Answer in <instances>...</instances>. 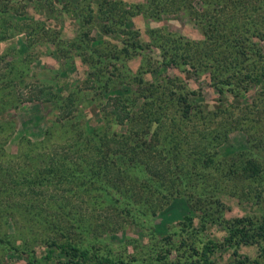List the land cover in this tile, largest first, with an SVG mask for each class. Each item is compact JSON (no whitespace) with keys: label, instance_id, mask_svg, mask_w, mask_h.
<instances>
[{"label":"rangeland","instance_id":"obj_1","mask_svg":"<svg viewBox=\"0 0 264 264\" xmlns=\"http://www.w3.org/2000/svg\"><path fill=\"white\" fill-rule=\"evenodd\" d=\"M4 1L0 264H264L219 222L264 214V0Z\"/></svg>","mask_w":264,"mask_h":264},{"label":"trees","instance_id":"obj_2","mask_svg":"<svg viewBox=\"0 0 264 264\" xmlns=\"http://www.w3.org/2000/svg\"><path fill=\"white\" fill-rule=\"evenodd\" d=\"M1 5V2H0ZM11 7L10 1L5 0L2 3V9L3 11H6L8 8ZM14 12H16L15 10H13ZM12 19H6V20H2L0 18V43L1 41H5L8 38L11 37L10 32L7 31L6 29V24L11 23ZM12 24V23H11ZM16 28V25L12 24V31ZM16 33V32H13ZM215 48V47H214ZM214 48H212L211 53L212 55L214 54ZM216 49V48H215ZM236 49V48H235ZM260 49V48H259ZM258 54L260 55V51L257 49ZM232 55L228 56V54H222L220 52L217 53V55L220 56L219 60H217V63L221 64L222 67L220 69L221 73H218L220 75L223 76H227V78L229 80L233 79L237 74L236 71H240V65L241 63L238 62V60L236 58H239L237 55H234L231 52ZM231 57H233V59H231ZM212 67V64H211ZM4 73H6V71H3ZM7 73H9L7 71ZM2 75L0 72V79H2ZM245 76H243L242 78H240V80L243 83H245V79H250V78H254L251 70H249V72H247L246 74H244ZM238 76V75H237ZM239 79V78H238ZM264 66H262V70H261V75L260 77H257L255 82H262L264 80ZM226 83H230V82H226ZM6 93V92H4ZM187 99L183 98V103H186ZM189 102V100H188ZM187 106L189 107L190 104L188 103ZM217 136V134H216ZM209 139L211 141H215L216 138H213L212 134L209 135ZM116 151H118V148L116 149ZM256 152V151H255ZM254 152V153H255ZM255 155H259L258 152ZM197 159H193L194 162H196ZM198 160H203L202 162L207 165L209 164L210 160H206V158H199ZM220 163V162H219ZM239 170H240V178L244 179V180H251V183H257V185L262 184L261 188H259V186L256 185H249V189L248 191H246L244 193V196L246 197V199H250V198H254V202H258L257 204H261L264 203V167L261 166V162L259 159H247L245 161L239 162L238 164ZM161 176V175H160ZM204 177H206V174H203ZM216 176H212V183H213V179H214V183H216ZM219 179H222L221 177H219ZM158 186L160 185L159 190L161 191L162 188L167 187L169 184V180L168 178L165 176V174H162V178L160 180H158ZM213 189V188H211ZM210 189L211 192H213ZM241 189V187H240ZM256 189L258 191H256ZM207 190L208 186H207ZM222 192V194H226L230 191H234V186H230V189L228 186H226L225 188H221L220 190ZM244 191V190H242ZM213 197V193L208 194L207 192L203 195V196H198L197 199L195 200L194 203H199L200 201H207V200H211V198ZM154 199V198H153ZM158 199V198H157ZM153 201V200H152ZM156 201V199L154 200ZM219 201V200H218ZM190 202L193 203L190 199ZM264 205V204H263ZM200 211L199 214V218L198 220L201 221V219L205 222V220L208 219V216L210 214V211L208 210H204L201 211V209H198ZM192 218H196L195 216L193 217H187V219H189L190 221H192ZM197 219V218H196ZM233 221V220H231ZM230 220L223 218L220 219L219 216V222L223 224L224 228L226 229V231L228 232V236L224 238V241H231L232 239L235 238V240L238 241H256V239L259 240V242L261 241L262 238H264V214H261L259 220H254L251 217H243V218H238L237 220H234V224L231 223ZM252 231V234H251ZM212 249L205 247L204 251L202 252L203 254L206 252H211Z\"/></svg>","mask_w":264,"mask_h":264}]
</instances>
